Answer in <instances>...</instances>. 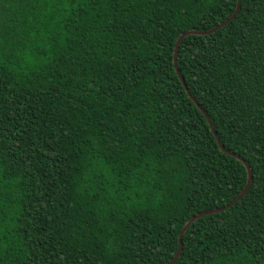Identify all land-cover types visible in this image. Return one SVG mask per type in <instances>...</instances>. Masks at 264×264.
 Masks as SVG:
<instances>
[{
  "label": "trees",
  "instance_id": "obj_1",
  "mask_svg": "<svg viewBox=\"0 0 264 264\" xmlns=\"http://www.w3.org/2000/svg\"><path fill=\"white\" fill-rule=\"evenodd\" d=\"M237 0H0V264H168L247 172L173 65ZM177 65L250 167L174 264H264V0Z\"/></svg>",
  "mask_w": 264,
  "mask_h": 264
},
{
  "label": "water",
  "instance_id": "obj_2",
  "mask_svg": "<svg viewBox=\"0 0 264 264\" xmlns=\"http://www.w3.org/2000/svg\"><path fill=\"white\" fill-rule=\"evenodd\" d=\"M240 3H241V0H237V5H236V9H235L234 13L227 20L223 21L220 25L214 27L213 29L208 30V31H186V32L182 33L178 37V39L176 41V44H175V49H174V54H173V65H174L175 72H176L177 76L179 77V80L182 83V85H183L188 97L195 104V106L201 111V113L205 116V118H206V120H207V122L209 124L210 130L212 131V133L214 134V136L216 138V141H217V144H218L220 150L223 153H225L226 155H229V156L237 159L238 161H240L244 165V167L246 169V172H247L246 185H245L244 189L241 191V193L232 202H230L228 205H226V206H224L222 208H219V209H214V210H210V211L199 213V214L193 216L189 221H187V223L183 226V228L181 229V231L179 233L177 251H176L174 257L171 259V261L168 264H174L175 261L178 259L179 255H180V253L182 251V248H183L182 237H183L184 233L187 231V229L189 228V226L192 223H194L197 219H199L201 217H204V216H207V215H210V214L219 213V212H222V211L232 207L233 205H235L237 202H239L246 195V193L248 192V190H249V188L251 186L252 173H251V169H250L249 165L239 155H236V154L226 150L223 147V145L221 144L220 139L217 136V134H216V132L214 130V127H213L209 117L207 116L206 112L201 108V106L197 103V101L189 93V90H188V88H187V86L185 84L184 79L180 75V72H179V69H178V65H177L178 49H179L181 41L185 37H187L189 35L204 36V35H209V34H212V33L216 32V31H218L220 28L224 27L226 24H228L230 21H232L235 18V16L237 15V13H238V11L240 9Z\"/></svg>",
  "mask_w": 264,
  "mask_h": 264
}]
</instances>
